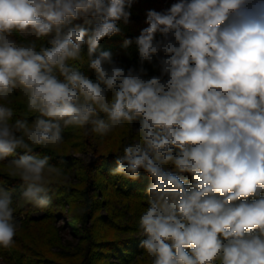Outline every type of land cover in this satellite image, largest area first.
Here are the masks:
<instances>
[{"label": "clouds", "instance_id": "1", "mask_svg": "<svg viewBox=\"0 0 264 264\" xmlns=\"http://www.w3.org/2000/svg\"><path fill=\"white\" fill-rule=\"evenodd\" d=\"M132 4L0 0V162L23 152L4 164L22 183L0 187V248L20 228L14 195L17 207L43 209L51 186L72 183L63 160L35 148L58 152L70 127L103 143L127 124L138 138L111 175L151 180L136 220L147 264H264V0L149 9L148 26L123 41L138 54L126 68L100 43Z\"/></svg>", "mask_w": 264, "mask_h": 264}, {"label": "trees", "instance_id": "2", "mask_svg": "<svg viewBox=\"0 0 264 264\" xmlns=\"http://www.w3.org/2000/svg\"><path fill=\"white\" fill-rule=\"evenodd\" d=\"M175 2L133 0L128 23L118 22L120 33L103 39L100 49L110 51L113 59L126 68L138 66L135 44L125 50L123 41L134 40L148 26L147 10L163 11ZM86 50L85 45V53ZM126 51L131 55H126ZM145 67L149 76L159 75L158 69L147 64ZM12 107L17 115L25 110L19 93ZM137 126L138 122L134 127ZM136 138L135 129L127 124L123 129H115L103 143L95 136L85 137L79 129L70 127L64 131V144L58 152L35 148L34 153L50 157L52 165L60 166L63 160L72 183L68 188L51 186V204L43 209L30 204L17 207L14 195V218L20 228L12 247L0 248V264H147L146 255L139 247L142 237L136 220L147 206L144 197L151 180L143 170L135 181L111 175L123 145ZM22 154L18 150L16 157L7 160ZM7 160L0 162V187L19 190L22 182L9 178L4 171ZM80 207L87 208L83 215L76 214ZM60 216L70 221L66 227L76 240L71 245L63 243L60 229L56 227Z\"/></svg>", "mask_w": 264, "mask_h": 264}, {"label": "rangeland", "instance_id": "3", "mask_svg": "<svg viewBox=\"0 0 264 264\" xmlns=\"http://www.w3.org/2000/svg\"><path fill=\"white\" fill-rule=\"evenodd\" d=\"M138 127V126H137ZM66 224H70L69 220H65L64 216H60L56 222V227L60 229V235L62 237L63 243L71 245L76 242L75 238L72 235V231L68 229Z\"/></svg>", "mask_w": 264, "mask_h": 264}]
</instances>
